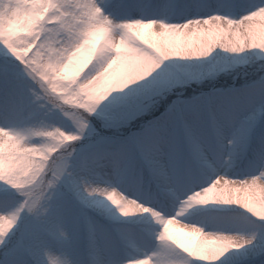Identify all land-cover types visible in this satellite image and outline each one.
Instances as JSON below:
<instances>
[{
  "label": "snow or ice",
  "instance_id": "6c2138e0",
  "mask_svg": "<svg viewBox=\"0 0 264 264\" xmlns=\"http://www.w3.org/2000/svg\"><path fill=\"white\" fill-rule=\"evenodd\" d=\"M0 264H264V0H0Z\"/></svg>",
  "mask_w": 264,
  "mask_h": 264
}]
</instances>
